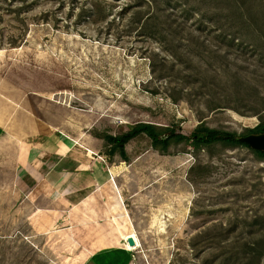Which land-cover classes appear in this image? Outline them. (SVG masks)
<instances>
[{"label":"rangeland","instance_id":"1","mask_svg":"<svg viewBox=\"0 0 264 264\" xmlns=\"http://www.w3.org/2000/svg\"><path fill=\"white\" fill-rule=\"evenodd\" d=\"M0 101L19 105L17 134L103 141L126 208L115 230L140 244L85 251L90 234L29 225L5 188L0 264H264V160L191 145L199 127L241 142L264 121V0H0ZM138 124L190 141L141 134L112 153L106 138Z\"/></svg>","mask_w":264,"mask_h":264},{"label":"crops","instance_id":"2","mask_svg":"<svg viewBox=\"0 0 264 264\" xmlns=\"http://www.w3.org/2000/svg\"><path fill=\"white\" fill-rule=\"evenodd\" d=\"M18 106L0 101L1 195L9 189L24 214L29 213V225L44 214L60 222L65 235L78 245L76 231L90 234L93 247L85 251L118 250L128 232L116 231L113 221L124 223L123 191L105 158L103 141L89 132H73L71 126L58 133L54 129L42 135L17 134L10 125L18 110H9Z\"/></svg>","mask_w":264,"mask_h":264},{"label":"trees","instance_id":"3","mask_svg":"<svg viewBox=\"0 0 264 264\" xmlns=\"http://www.w3.org/2000/svg\"><path fill=\"white\" fill-rule=\"evenodd\" d=\"M168 133V136L165 138L166 133L157 132L156 128L152 125H146V124H138L135 125V127L127 134L121 136V137H108L106 140L113 144V147L111 149V152L114 153L117 148H120V155L124 156V145L129 142L131 139L141 135L145 134L148 136L152 143L155 145L157 143H161L162 150H164L170 141L172 139L178 140V141H184L189 142L190 140L183 137V136H176L174 135V131L166 130ZM264 134V121L262 120L260 124L252 131L249 132L248 135H263ZM247 135V136H248ZM243 138L246 136H242ZM237 135L234 133H227L222 131H216L207 129L205 127H199L194 136L191 140V145L195 149H200L202 146L211 145L214 143H224V144H230V145H241L243 147H246L248 149H251L246 143L237 141ZM257 156L258 159L264 160V151H256L251 149ZM163 152V151H162Z\"/></svg>","mask_w":264,"mask_h":264},{"label":"water","instance_id":"4","mask_svg":"<svg viewBox=\"0 0 264 264\" xmlns=\"http://www.w3.org/2000/svg\"><path fill=\"white\" fill-rule=\"evenodd\" d=\"M241 142L246 143L251 149L256 151H264V134L263 135H249L244 137ZM128 244L134 247L133 239L128 240Z\"/></svg>","mask_w":264,"mask_h":264},{"label":"bare ground","instance_id":"5","mask_svg":"<svg viewBox=\"0 0 264 264\" xmlns=\"http://www.w3.org/2000/svg\"><path fill=\"white\" fill-rule=\"evenodd\" d=\"M129 239H133L134 240V243H135V245H134V247H131L129 244H128V240ZM124 241L126 242V248H127V251H129V252H134V251H137L139 248H140V244H139V242H138V240H137V238H136V236H135V234L133 233V234H128V235H126L125 237H124Z\"/></svg>","mask_w":264,"mask_h":264}]
</instances>
